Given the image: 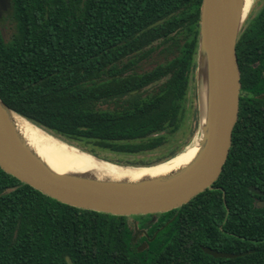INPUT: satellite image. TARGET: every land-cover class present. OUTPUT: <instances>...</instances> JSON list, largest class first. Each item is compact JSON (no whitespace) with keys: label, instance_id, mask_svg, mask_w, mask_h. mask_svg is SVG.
<instances>
[{"label":"trees","instance_id":"obj_1","mask_svg":"<svg viewBox=\"0 0 264 264\" xmlns=\"http://www.w3.org/2000/svg\"><path fill=\"white\" fill-rule=\"evenodd\" d=\"M202 1L12 0L4 14L14 32L6 39L0 29V99L95 156L168 147L185 127ZM263 21L264 8L255 34ZM236 49L242 69L243 34ZM155 52L166 57L138 71ZM246 160L239 121L213 189L135 216L137 230L129 217L66 205L0 167V264H264V165Z\"/></svg>","mask_w":264,"mask_h":264},{"label":"water","instance_id":"obj_2","mask_svg":"<svg viewBox=\"0 0 264 264\" xmlns=\"http://www.w3.org/2000/svg\"><path fill=\"white\" fill-rule=\"evenodd\" d=\"M12 0H0V16L11 8ZM245 0H203L200 13L197 68L203 83L205 110L201 113L199 156L178 171L158 178L132 181L106 170L138 171L156 167H133L100 160L45 131L27 120L0 99V167L7 174L66 205L113 216L158 215L181 208L213 185L220 177L232 146L238 120L241 72L237 43L244 20ZM201 111V110H200ZM19 117L49 137L86 155L96 170L61 175L19 138L13 118ZM181 153V152H180ZM114 171V172H116ZM109 173V172H108ZM257 192V191H256ZM264 206V202L260 204ZM67 264H73L69 256Z\"/></svg>","mask_w":264,"mask_h":264},{"label":"bare ground","instance_id":"obj_3","mask_svg":"<svg viewBox=\"0 0 264 264\" xmlns=\"http://www.w3.org/2000/svg\"><path fill=\"white\" fill-rule=\"evenodd\" d=\"M254 4V0H245L244 13L248 14ZM199 78V77H198ZM203 86V83H202ZM200 86V110H205V95L203 87ZM198 91V90H197ZM199 94V93H198ZM13 124L22 142L34 153V155L61 175H74L75 173H87L90 171H100L93 167L95 162L86 155L67 147L49 137H45L38 129L30 125L25 120L14 117ZM197 142H192L179 155L170 161L152 168L139 169L138 171L106 170L107 174H115L121 178H131L132 181H142L145 179H158L170 175L179 169L189 165L199 156ZM102 171V170H101ZM116 171V172H114ZM109 172V173H108Z\"/></svg>","mask_w":264,"mask_h":264},{"label":"flooded vegetation","instance_id":"obj_4","mask_svg":"<svg viewBox=\"0 0 264 264\" xmlns=\"http://www.w3.org/2000/svg\"><path fill=\"white\" fill-rule=\"evenodd\" d=\"M263 8L264 5L255 16H249L240 34H243V68L240 69L241 90L237 123L240 121V133L247 159L245 165H264V24L258 34L253 30ZM258 193L264 198V192ZM256 201L259 205L264 202L260 199Z\"/></svg>","mask_w":264,"mask_h":264},{"label":"rangeland","instance_id":"obj_5","mask_svg":"<svg viewBox=\"0 0 264 264\" xmlns=\"http://www.w3.org/2000/svg\"><path fill=\"white\" fill-rule=\"evenodd\" d=\"M263 5H264V0H254V4L252 8L244 20L242 31L246 26L249 16L250 15H252V17L255 16L261 10ZM14 28H15V21L12 18V16H10L9 14H3V16L0 17V29L2 31L3 36L6 39H9V37L12 35V33L14 32ZM164 57H166L165 54L160 55V52H155L150 60L138 64L139 65L138 71L140 69L141 70L153 69L158 63L162 62V59H164ZM198 77H199L198 69H196L192 75V80L190 83V88L187 97L188 99H187L185 127L180 133L175 135V138L171 142L170 146L159 149L155 152L141 154V155H123V154L110 153L102 150H96V153L98 154V156L96 157L100 160H105L112 164L122 165V166L129 163L131 164L150 163L154 165L156 164V162H159L160 160L167 157L169 153L173 151V149L178 150V153H180L183 150H185V148L188 147L192 142L196 143L200 137L199 126L198 127L196 126V122L198 121L199 124L201 122L200 88H199L200 81ZM194 130L196 132H194ZM69 145H71L76 149L83 150L85 152L90 151V147H85V145L82 144L73 143ZM134 217L135 216L129 217V223L133 229L135 228L137 230V227L141 221L139 219H135Z\"/></svg>","mask_w":264,"mask_h":264}]
</instances>
